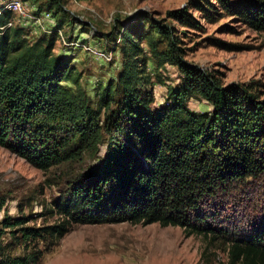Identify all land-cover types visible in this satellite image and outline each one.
I'll list each match as a JSON object with an SVG mask.
<instances>
[{
	"label": "trees",
	"instance_id": "obj_1",
	"mask_svg": "<svg viewBox=\"0 0 264 264\" xmlns=\"http://www.w3.org/2000/svg\"><path fill=\"white\" fill-rule=\"evenodd\" d=\"M217 3L264 34V0ZM187 6L199 18L182 8L168 12V20L187 28L201 19L214 22L207 0ZM147 20L119 34L120 95L108 84L93 107L80 73L53 54L55 38L30 41L12 13L0 10V148L42 172L92 161L43 213L10 216L0 197V264H41L73 226L123 223L178 227L185 238L201 237L199 264H212V249L225 252L222 264H264V217L245 223L250 217L239 215L244 225L237 226L239 210L231 204L232 193L264 178V99L183 61L176 31ZM155 34L165 40L163 50ZM142 43L155 71L169 64L182 77L161 106H154ZM193 99L211 111L190 110ZM47 216L57 221L35 224Z\"/></svg>",
	"mask_w": 264,
	"mask_h": 264
},
{
	"label": "rangeland",
	"instance_id": "obj_2",
	"mask_svg": "<svg viewBox=\"0 0 264 264\" xmlns=\"http://www.w3.org/2000/svg\"><path fill=\"white\" fill-rule=\"evenodd\" d=\"M9 1L12 0H0V10L6 9ZM16 1L25 7L27 17L19 18L11 12L13 23L26 29L30 41L44 36L55 38L53 54L68 59L80 73V85L93 107L98 91L108 84L115 87L117 97L120 95L116 87L122 65L119 34L144 19L176 31L183 61L214 75L224 86L244 85L264 99V34L252 31L226 14L217 0H207L212 5L209 9L214 12V22L201 19L197 28L181 27L167 18L168 12L182 8L199 18L200 13L187 6L189 0ZM46 13L50 14L51 22L43 17ZM147 21L145 28L150 25ZM55 25H59L60 30L54 33ZM155 37L161 42L158 49L163 50L165 40L157 34ZM230 45L238 49L229 48ZM142 47L148 58L146 69L151 75L154 106H161L167 89L180 85L182 77L178 69L169 64L155 71L148 47L144 43ZM101 55L110 60L106 61ZM188 107L199 113L211 111L202 99L191 100ZM91 162L85 159L42 172L0 148V197L6 201L8 215L45 212L51 202L63 194L67 183ZM242 191L231 194L232 209L239 210H234L237 216L233 222L240 227L244 223L239 215L250 217L245 223L264 217V178L250 181ZM56 218L47 216L35 224L50 225ZM204 248L205 241L201 237L185 238L178 227L129 223L78 225L44 256L41 264H199ZM210 252L212 264L225 261L223 250Z\"/></svg>",
	"mask_w": 264,
	"mask_h": 264
},
{
	"label": "built area",
	"instance_id": "obj_3",
	"mask_svg": "<svg viewBox=\"0 0 264 264\" xmlns=\"http://www.w3.org/2000/svg\"><path fill=\"white\" fill-rule=\"evenodd\" d=\"M6 10H9L10 12H14L19 18L27 17L26 9L19 1H16V0L9 1L6 4ZM43 17H45V19H47L51 22V16L49 13H46ZM8 26H11V23H9ZM101 56L106 61L110 60L109 58H107V56H105V57L103 55H101Z\"/></svg>",
	"mask_w": 264,
	"mask_h": 264
}]
</instances>
